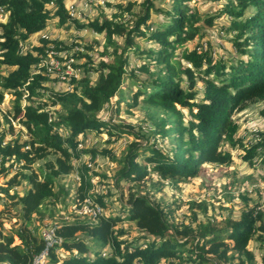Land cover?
<instances>
[{
  "label": "trees",
  "instance_id": "obj_1",
  "mask_svg": "<svg viewBox=\"0 0 264 264\" xmlns=\"http://www.w3.org/2000/svg\"><path fill=\"white\" fill-rule=\"evenodd\" d=\"M157 1L166 0H145L143 13L133 14V24L130 17L124 16L132 17L134 3L126 8L119 5L122 11L112 20L89 24L75 21L80 30L91 28L104 34L102 56L106 59L95 65L89 54L82 55L87 73L73 80L71 90L53 91L52 105L61 108L56 113L47 109L43 101L51 81L45 69L40 73L32 71L49 45L67 50L70 47L59 40L43 38L39 45L28 43L52 20L60 28L70 24L65 1L0 0V6L9 14L7 21L0 23V69H9L5 75L0 72V104L6 93L13 95V120L19 121L29 136L26 141L18 137L6 142L5 133L0 134L1 179H7L11 170L16 169L6 183H0V194L13 200L10 207H20L23 215L19 229L11 234L3 231L0 219V263L32 264L34 256L44 248L39 227L34 226L35 217L44 219L46 211L49 219L55 217L49 207L69 196V189L59 181L74 172V161L87 154L92 160L98 155H109L115 160L108 150L100 153L79 147L88 133L107 132L108 128L112 137L117 132L109 129L114 128L134 137L116 177V186L125 181L137 190L130 192L127 200L128 215L106 214L109 204L104 196L92 193L90 170L80 167L75 204L81 206L91 197L104 213L96 220L81 216L53 223L61 226L57 233L65 240L62 251L67 256L60 259L53 254L52 263L162 264L165 260L167 264H264V253L258 263L248 248L255 240L264 250V214L257 207L245 210L239 221L225 228H217L211 221H199L194 210L191 223L176 224L173 211L152 201L148 189V184L160 191L164 181L178 184L197 178L206 165L230 166L233 156L227 147L243 148V160L250 165L256 157L262 156L264 160V132L258 134L250 148H245L237 138L239 125L233 119L236 112L264 102V0H228L226 13L233 19L229 31L233 33L234 53L226 60L215 59L211 49L201 46L178 54L185 43L199 34L195 24L200 16L191 10V0H168L167 10L157 8ZM51 5L53 12L48 8ZM206 21L213 25L212 19ZM117 38L125 39L122 48ZM138 39L157 47L142 50ZM129 51L142 60L138 69L147 76L144 80L135 72L127 76ZM91 73L96 74L94 81ZM127 77L137 82L135 91L129 89L130 106L142 104L154 122V129L147 133L143 129L135 132L115 128L101 117L114 104L115 97L119 98L117 108L124 101L122 87ZM185 111L189 116L187 124ZM61 130L67 135H62ZM158 140L167 143L168 151L157 146ZM142 156L144 161L140 162ZM41 161H45L44 168L35 170L34 166ZM153 174L160 180L154 181ZM23 182L31 187L21 195L17 188ZM199 207L206 214V206ZM125 220L135 223L142 236L134 241L123 239L128 231L118 225ZM15 238L20 245H15ZM106 248L109 254H104Z\"/></svg>",
  "mask_w": 264,
  "mask_h": 264
},
{
  "label": "rangeland",
  "instance_id": "obj_2",
  "mask_svg": "<svg viewBox=\"0 0 264 264\" xmlns=\"http://www.w3.org/2000/svg\"><path fill=\"white\" fill-rule=\"evenodd\" d=\"M145 0H110L105 8L96 7L92 9L90 13L84 15V19L79 22L83 24H89L96 20L108 19L112 20L115 14H119L122 10L119 9V5L126 8L130 3L135 5L132 8V17L129 14H125L124 18L128 19L129 22L133 24L136 20L135 16H140L142 12V4ZM229 5L228 0H191L189 6L193 12H196L200 16V20L196 22L195 27L199 29V34L192 40L184 44V46L177 52L180 54L184 49L194 50L201 46L203 49H211L213 57L215 59L223 58L226 60L228 56L234 53V48L232 47L233 33H230V27L232 25L233 19L226 13V8ZM157 8L169 9V1H157ZM48 8L53 12L54 7L51 5ZM157 15H154L156 18ZM206 19H212L213 25H209ZM48 35L50 39H56L66 44L67 46L72 45L74 42L83 48V51L78 55L79 57L84 54H89L95 65H98L103 59L102 53L104 52L105 36L96 33L91 28H86L80 30L77 24L71 25L67 24L64 27H59L56 20H52L48 28L43 32L34 35L28 46L39 45L40 39L43 35ZM124 38H117L120 47H123ZM137 44L140 49L148 50L149 48H156L157 45L148 42L147 40L138 39ZM27 46V45H26ZM91 48L87 51L88 48ZM87 48V49H85ZM111 52V50H108ZM129 64L126 67L128 75L131 72H135L139 78L145 79L147 76L139 71V66L142 60L139 59L129 51ZM84 68L83 77L86 75L85 58L80 57ZM186 64V63H184ZM88 68V67H87ZM2 75L9 72L8 68L0 69ZM51 81L48 82L50 90L46 92V97L43 101L47 104V109L52 110V112H58L61 110L60 106L52 105V98L54 97L53 91H65L67 90L68 84H62L58 88H54V78L50 77ZM92 81L96 79V74L91 73ZM136 80L134 78H126L123 84L122 91L124 101L119 104L117 108V100L119 98L115 97L114 104H112L105 112L101 115L104 121L109 122L110 126L119 127L121 130L129 131L143 129L144 132L154 129V122L150 119L148 115V110L142 105L137 107H131L132 102L131 94L129 89L135 91ZM202 85H198V89H201ZM201 97V96H199ZM26 101L23 100V105ZM56 110V111H55ZM186 113V124L189 119L188 112ZM14 114V97L12 94L6 93L5 99L2 104H0V134L5 133L6 142H11L16 138L20 137L22 141L28 140L29 136L24 130L23 126L19 121L13 120ZM233 119L239 125V131L237 133V138L243 141L245 148H250L256 141L259 133L264 132V102H258L250 105L242 111L236 112L233 115ZM132 128V129H131ZM110 132H117L116 135L110 137L108 133L104 130L101 133L90 132L87 134L85 143H83L81 148L86 149H96L98 152L104 150L110 151L113 157L109 155H98L95 160L91 159V155H85L82 159L74 161V172L59 181L62 187L69 189V196L56 206H50L49 208L54 210L55 217L53 219L48 218V212L44 213L45 218L40 219L35 217L34 226L39 227L38 234L41 236L42 231L48 225L55 222H64L68 220H74V218H80V215L74 213V204L76 189L79 186L81 168L87 166L90 170L91 183L93 185L92 193L97 196H104L105 201L109 204L108 209H106V214L117 215L121 217L127 216V200L130 196V192H136L128 182L122 181L118 186H116V177L118 172L124 166V159L127 154L128 145L133 142L134 137L129 134H124L117 129H109ZM61 134L66 136L67 133L61 130ZM115 134V133H114ZM154 139L151 140V143ZM145 145V141L143 142ZM159 148L163 149L165 152L168 151L167 143H163L158 140ZM227 147V146H226ZM232 156L233 163L230 166H215L206 165L205 170L202 174L194 179L185 180L178 184L170 183V181H164L161 184V190L157 191L151 184H148V189L150 190L151 200L154 202H159L162 206L166 207L168 210L173 211L174 223H191L193 210L198 214V220L202 222L211 221L213 225L217 228H225L228 224L239 221L241 219L242 213L250 208L257 207L258 211L264 214V160L262 156L256 157L253 160V165L243 160L245 151L243 148L239 147L236 149H231L227 147ZM147 156V154L145 155ZM54 159V157H51ZM144 157L138 159L143 162ZM45 161L38 162L34 169L39 171L44 168ZM16 173V169H12L9 177L7 179H1L0 183H6L10 177ZM152 177L154 181L160 180L156 174ZM150 183V182H149ZM31 186L26 182L17 188V192L23 195L25 190H28ZM133 190V191H132ZM141 194L143 190H139ZM14 192V191H13ZM246 198V200L244 199ZM9 197L0 194V219L3 223V231L6 234H11L13 230H18L20 224L23 222V215L20 212V207L11 208L10 205L13 203ZM193 205V206H192ZM200 205H205L207 208L206 214L203 213V209L199 207ZM191 207L193 209H191ZM10 209V211H8ZM123 227L128 231V235L123 239L134 241L141 237L142 235L138 233L136 224L125 220L118 225ZM141 243L143 241H140ZM15 245H20L18 238H15ZM249 250H251L258 263L261 262V257L264 253L263 248H261L260 243L253 240L249 244ZM108 248L104 250V254H109ZM67 256L66 253L61 251L59 253V258L63 259ZM162 264H167L165 260Z\"/></svg>",
  "mask_w": 264,
  "mask_h": 264
},
{
  "label": "built area",
  "instance_id": "obj_3",
  "mask_svg": "<svg viewBox=\"0 0 264 264\" xmlns=\"http://www.w3.org/2000/svg\"><path fill=\"white\" fill-rule=\"evenodd\" d=\"M65 7L69 15V23L75 24V21L84 19L96 7L105 8L110 0H64ZM8 12L3 6H0V23H4L8 19ZM43 39L51 40L48 35H43ZM56 40V39H53ZM70 49H63V46L58 48L51 44L45 50L41 62L33 68L32 73H40L45 69L46 75L54 78V88L60 87L62 84H68V89L71 90L73 80H78L83 77L84 68L80 63L81 58L78 55L83 51V48L74 42L69 46ZM51 79V78H50ZM56 91V90H55ZM83 145L80 144L81 148ZM74 213L80 216H87L89 219L96 220L103 215L102 206L95 202L91 197H87L81 206L74 205ZM61 226L51 224L45 227L42 231V239L44 248L41 253L35 255L32 264H61L60 262L52 263L51 257L62 251L64 238L58 235V230ZM0 264H11L10 262H2Z\"/></svg>",
  "mask_w": 264,
  "mask_h": 264
}]
</instances>
